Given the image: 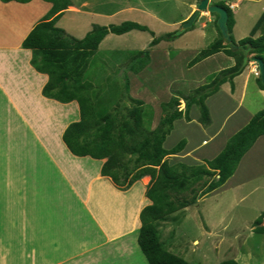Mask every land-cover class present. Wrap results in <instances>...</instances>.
Returning a JSON list of instances; mask_svg holds the SVG:
<instances>
[{
  "label": "rangeland",
  "instance_id": "374dc122",
  "mask_svg": "<svg viewBox=\"0 0 264 264\" xmlns=\"http://www.w3.org/2000/svg\"><path fill=\"white\" fill-rule=\"evenodd\" d=\"M86 1L88 7L80 8V13L64 14L57 24L79 39L91 30L93 24L108 26L124 21L146 25L155 32V36L180 30L182 26L176 27L173 23L179 21L186 12V7L181 5L188 0H75L77 6H82ZM139 3L147 9H140ZM112 6L115 8L107 9ZM120 7L125 8L118 10ZM262 7L264 1L246 0L235 9L239 28L236 36L244 32L246 37L250 35L253 25L263 13ZM96 12L108 15L101 17ZM161 19L166 24L158 21ZM109 35L110 38L98 49V58L89 68L87 78L95 86L106 87L115 81L122 88L123 79L129 73L123 65L127 66L132 58L125 60V56L133 50L147 49L153 36L139 30L124 35ZM213 40L211 35L207 38L193 37L182 60H192L195 52L207 47ZM117 62L120 63L116 66ZM217 67L199 66L188 70V67L181 66L164 74L159 85L178 81L172 86L173 94L187 95L199 85L194 83L196 79L202 76L207 79L210 74L217 73ZM148 76L147 73L146 78ZM188 77H193L191 82L181 81ZM136 92L140 93L139 97L148 93L147 90L141 93L140 89ZM252 94L248 93L242 102L243 107L239 108V97L220 103L219 98H223L224 94H215L208 101L213 124L206 130L199 122L200 110L197 106L192 109L191 121L177 119L165 144L167 149L177 146L176 151L168 154L170 161L204 164L214 159L228 140L246 125L247 116L250 115L245 109L251 112L264 109L263 101ZM144 98L155 104V127L162 116V103L170 98L164 92L159 99H152L151 96ZM61 109L52 102L43 101L40 104V110L43 111L40 119L44 120L41 126L51 129L48 138L40 136L48 148L47 152L0 90V243L5 244V248L0 244V260L7 256L13 264H55L54 242L58 241L57 238L61 247L67 246L71 253L92 244L100 245L102 233L97 230V222L76 190L98 217L115 214L108 206L109 195H115V191L106 180L96 177L103 161L73 156L61 142V133L69 119L55 116L54 124L52 117L63 113ZM180 111H184L183 100ZM53 124L55 127H52ZM183 139L184 144L180 142ZM62 151L66 159L62 158ZM82 170L95 175L93 181L96 188L93 190L84 178L77 175L76 179L73 178L72 172L79 173ZM142 187L141 182H136L130 187V195L125 200L142 195ZM141 199L143 205L148 201L144 197ZM263 213L264 136L245 154L236 172L225 184L200 197L197 204L184 208L160 224L161 240L169 251L191 264H219L228 259L238 260L241 264H264V234L254 231V223ZM99 223L107 228L108 222L101 217ZM43 229L54 231L57 235L44 234ZM139 231L126 235L124 241L129 250L122 252L111 246L101 248L96 253L101 259L102 255H108L109 258H105L104 262L106 264L114 257L119 262L127 259L128 264H149L138 244ZM4 249H7V254H4L5 251L2 254ZM122 262L119 264H126Z\"/></svg>",
  "mask_w": 264,
  "mask_h": 264
},
{
  "label": "trees",
  "instance_id": "16d2710c",
  "mask_svg": "<svg viewBox=\"0 0 264 264\" xmlns=\"http://www.w3.org/2000/svg\"><path fill=\"white\" fill-rule=\"evenodd\" d=\"M29 3L32 0H1ZM52 3L50 11L41 19L22 42V48L33 52L32 66L49 75L43 94L62 103L77 101L80 105V120L69 124L63 133L68 150L77 157L102 160V176L111 178L115 187L128 190L137 181L151 177L146 196L151 200L141 212L142 226L138 244L149 264H191L183 257L169 251L163 241L159 226L175 213L198 203V199L219 188L236 172L245 154L256 141L264 136V109L228 140L223 150L204 164L188 162L172 163L169 153L176 151L165 147L175 121L185 118L191 121V110H200L199 122L208 127L212 122L207 104L225 83L234 89V78L240 75L255 58L264 62V11L253 26L250 35L239 41L234 38L236 23L233 9L225 1L215 2L228 13L227 41L217 24L219 15L211 13L218 32L217 38L200 50L188 63H197L223 52L234 58L235 64L217 73L210 74L206 81L196 86L189 94L176 93L162 103V116L153 127L155 110L152 105L129 94V85L123 83L118 94H113L108 104H103L99 95L106 88L95 86L85 74L97 53L100 44L109 34L123 35L133 30L149 32L153 36L150 46L162 41H174L186 30H176L160 36L146 25L134 21L120 24H93L83 38H76L57 25L63 13L72 5L71 0H43ZM198 20V19H197ZM196 20V21H197ZM196 23V22H195ZM259 34V35H258ZM150 60V48L135 54L125 66L129 72L138 73ZM122 67V66H121ZM264 90V83L257 78ZM182 100L185 110L180 111ZM114 104V105H113ZM112 105V106H111ZM180 142H185L181 140ZM254 231L264 234V213L255 221ZM219 264H241L228 259Z\"/></svg>",
  "mask_w": 264,
  "mask_h": 264
},
{
  "label": "crops",
  "instance_id": "0c3cea01",
  "mask_svg": "<svg viewBox=\"0 0 264 264\" xmlns=\"http://www.w3.org/2000/svg\"><path fill=\"white\" fill-rule=\"evenodd\" d=\"M71 1H72V5L63 13V15L68 13H80L81 12L80 8L89 6L87 1L82 3V6H77L75 0H71ZM212 1L213 3L219 1H225L229 5H234L235 7L233 8V12L235 15L236 14L235 9L238 8L246 0H212ZM259 1L263 2L264 0H259ZM198 2L199 0H188L185 3H182L183 5L181 6L186 7V12L181 16L179 21L174 22L173 25H176V27H181L185 22H187L188 19L191 17V15L194 13V11L197 9ZM52 6H53L52 3L45 2L43 0H32L31 2L25 4L16 1L4 3L0 0V90L3 91L12 108L21 116L22 120L25 122L29 131H31L34 134L33 136H35V138L43 144V147L47 152H48V148L46 144L44 143L43 140L40 139L42 138L40 136H43L44 138L46 137L48 138L49 131L51 130L50 128L41 126V123H44V120L40 119L41 115H43V111L40 110V104L43 101L52 102L58 105L59 107H61L62 108L61 110H63V113L52 116L54 124L56 122V118H54L55 116L56 117L63 116L69 119V123L65 126L64 130L61 133V142H63L65 148L67 147L63 141L64 131L69 126V124L80 120V105L76 100L71 101L69 103H61L57 100L47 98L43 94V89L49 81V75L37 71L31 64L33 58V52L30 49L22 48L23 40L30 33L33 27L41 19H43V17L50 11ZM139 7L142 10L147 9V7L143 6L141 3H139ZM113 8H115V6H112L111 8H107V9H113ZM123 8L125 7H120L117 9L119 10ZM262 9L264 11V7H262ZM96 15L104 17L107 16L108 14L106 13L103 15V13L96 12ZM153 16L155 15L153 14ZM214 19L215 17L210 12H202L200 17L195 23V27L182 34L176 40L171 42L163 41L161 44L159 43L158 45L152 47L150 46V43L152 41L151 40L148 46V48H150L149 63L140 72L138 73L129 72L126 78L123 79V83L127 82V84L129 85L130 96L135 99H140L144 101L146 104L148 103L153 105V107H155V104L146 101L144 96L147 97L151 96L152 99H156V98L159 99L161 93L164 92L165 96L168 95L169 98H171L174 95L172 91V86L178 82V81L175 82L170 81L168 83H165L164 85H159V82L162 80L164 74H167L170 71H174L175 69H179V67L181 66L188 67V70L196 69L199 66H214V67L218 66L217 69L219 70L217 72L232 67V65L235 64L234 58L227 56L223 52L217 53L209 58H206L205 60L197 63L193 67L188 66V63L191 61L190 59L186 58L185 60H182L184 58L185 53L188 51L187 49H189L191 46L190 43L193 37L198 36L200 38H207L209 35H211L214 40L217 38L218 32L215 26L213 25ZM59 21L57 22V24L59 23ZM158 21L162 22L163 24L164 23L166 24V22L162 19ZM237 29L239 28L236 20V23L233 28V35L234 38L237 41H239L244 37H246V33L244 32V34H241L240 36H236ZM239 33L242 32L239 30ZM109 38L110 35H108L102 41L100 46ZM164 44H168V45H164ZM143 50L140 49V50L131 51L132 53H129L125 56L126 57L125 60L130 59L135 54ZM195 51L196 50H194V52ZM195 53L197 54L198 52ZM97 58H98L97 54H95L94 57H92V61L89 65V68L91 67L92 64L96 62ZM119 63L120 62H117L116 66ZM255 66L256 65L253 62H250L249 65L246 66L245 70L240 75L234 78V89H232L231 85L229 86L230 83H225L221 86L220 90L216 93V95L222 93L224 94L223 98L222 97L219 98L220 103H224L225 100L227 102H230L231 100L233 101L235 97H239L238 108L243 107L242 102L243 100H245V98H247L249 92L253 93L252 95L256 97V99H260L264 103V90L261 89L257 83V76L255 75L254 72V70L256 69ZM87 72L85 74V78L88 81H90L87 78ZM147 73L149 74L148 78H146ZM192 78L193 77H188L182 79L181 81L191 82ZM205 81H206V76H202L200 79H196L194 83L200 85ZM120 88L121 87L118 82L113 81L109 83L104 89V91L99 95V99H101L103 104H108L109 99L112 97V93L118 94V92L121 90ZM139 89L141 93L146 90L148 91V93L145 92L144 93L145 95L143 97L142 95L139 97L138 95L140 93L137 94L136 92ZM216 95H213L212 97L208 98L207 104L208 101L213 99ZM217 104L218 103L216 101V105ZM183 107L185 110L184 101H183ZM245 111L247 112V114L249 113L248 115H250L247 116L248 119V121L246 122L247 124L257 112H251L246 109ZM210 112L212 114L211 110ZM211 117H212L211 124L208 127L204 126V130L212 126L213 116ZM54 124L52 127H55ZM204 143H206V141ZM68 152L72 154L69 150ZM61 154H62V158L66 159V156L63 151L61 152ZM79 158H85V157H79ZM55 161L61 163L58 159H55ZM102 165L103 163H101L99 170L97 172L98 175L96 177L102 180H106L108 186H110L112 190L115 191V195L112 196L109 195V200H108V206L110 207V209H112V211L115 212V214L114 215L111 214L107 217L103 215L100 216L102 220H106L108 222L107 228H105V225H101L99 223L100 217H98L90 210L86 201L82 199L80 194L74 188L73 184H71L72 182L70 178L62 170L65 176L67 177L68 181L70 182L69 184L73 186V188L76 190V193L79 195L81 200L85 202L88 210L91 213V217L94 218V220L97 222L98 224L97 230L100 233H102L103 239L102 242L99 243L100 245L92 244L91 246H87L86 248H83L75 253H71L70 251H68L67 246L61 247L59 239L57 238L58 241L54 242V257L56 259L55 264H103L105 262V258H109V257L108 255H102V259H101L99 254L96 253L99 249L101 248L103 249L106 247L110 248L111 246H113V248H115L114 250H118V251L121 250L122 252L129 250V246L127 245L126 241H124L126 240L125 239L126 235L130 232L131 233L136 232L142 226V222L140 218L141 212L147 205H150L152 203L151 200L146 196L147 189L151 181V177L146 176L141 180L137 181V182H141L143 185L142 187L143 189L141 192L142 195L134 199L131 198L129 200H125L126 198H128V195H130L128 192L131 190V188L124 191L115 187L116 185L113 183L111 178L102 176L101 174ZM72 173H73V178L75 179L77 178V176L84 178L85 181L88 182V185L91 186L90 189L93 190L94 188H96L94 187L95 182L93 181L95 175H91L90 173H87V171L85 172L83 170L80 171L79 173H74V172ZM142 197H144L146 200L148 199L147 203L144 205H143V200L141 199ZM43 233L44 234L53 233L57 235L56 232L46 231L45 229H43ZM0 244L2 245L3 248H5L4 247L5 244L3 243ZM60 249H62L61 252L59 251ZM6 250L7 249H4L3 251L1 250L2 254L4 251H5L4 254H7ZM103 252L105 253L106 250L104 249ZM58 255H60L61 257V258L59 257V260H58ZM122 261L123 260H121L120 262ZM120 262L117 257H114L113 259L108 261L107 264H119ZM127 262L128 260L126 259L122 263L128 264L129 262L128 263ZM0 264H13V261L7 259L6 256L4 259L0 260Z\"/></svg>",
  "mask_w": 264,
  "mask_h": 264
},
{
  "label": "water",
  "instance_id": "95a60500",
  "mask_svg": "<svg viewBox=\"0 0 264 264\" xmlns=\"http://www.w3.org/2000/svg\"><path fill=\"white\" fill-rule=\"evenodd\" d=\"M202 12L216 13L219 15L217 24L222 32L223 37L227 41H230L227 26L228 13L223 7L214 4L212 0H199L197 9L191 15L188 21L182 25L181 30L183 31L192 27L195 24L196 20L200 17ZM254 62H256L258 65L257 68H259L260 78L264 83V62L259 58H255Z\"/></svg>",
  "mask_w": 264,
  "mask_h": 264
},
{
  "label": "clouds",
  "instance_id": "9594fccd",
  "mask_svg": "<svg viewBox=\"0 0 264 264\" xmlns=\"http://www.w3.org/2000/svg\"><path fill=\"white\" fill-rule=\"evenodd\" d=\"M230 6H231V8H232V5H230ZM232 9H233V8H232ZM251 62H253V63L256 65L255 68L259 71V68H257V66H258L257 63L254 62V60L251 61ZM254 72H255V71H254ZM255 75H256V74H255ZM258 77H260V72H259V76H257V78H258Z\"/></svg>",
  "mask_w": 264,
  "mask_h": 264
},
{
  "label": "built area",
  "instance_id": "2783aa9c",
  "mask_svg": "<svg viewBox=\"0 0 264 264\" xmlns=\"http://www.w3.org/2000/svg\"><path fill=\"white\" fill-rule=\"evenodd\" d=\"M232 8H234V6H232ZM254 71H255L256 76H259V71L257 69H255Z\"/></svg>",
  "mask_w": 264,
  "mask_h": 264
},
{
  "label": "bare ground",
  "instance_id": "6f19581e",
  "mask_svg": "<svg viewBox=\"0 0 264 264\" xmlns=\"http://www.w3.org/2000/svg\"><path fill=\"white\" fill-rule=\"evenodd\" d=\"M43 103V102H42ZM49 103V102H48ZM86 201V200H85Z\"/></svg>",
  "mask_w": 264,
  "mask_h": 264
}]
</instances>
